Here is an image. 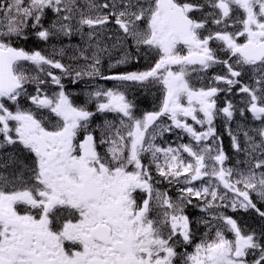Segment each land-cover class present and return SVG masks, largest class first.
Listing matches in <instances>:
<instances>
[{"label": "snow or ice", "instance_id": "6c2138e0", "mask_svg": "<svg viewBox=\"0 0 264 264\" xmlns=\"http://www.w3.org/2000/svg\"><path fill=\"white\" fill-rule=\"evenodd\" d=\"M229 208L264 221V0H0V264H264Z\"/></svg>", "mask_w": 264, "mask_h": 264}, {"label": "flooded vegetation", "instance_id": "af4514ba", "mask_svg": "<svg viewBox=\"0 0 264 264\" xmlns=\"http://www.w3.org/2000/svg\"><path fill=\"white\" fill-rule=\"evenodd\" d=\"M66 46L65 48L70 49L71 46L79 44L80 43V38L79 36L73 37V38H65L64 42H63ZM215 46V45H213ZM73 53L69 50L67 52V54L63 57V63L65 64H71L72 67L74 68H78L79 65H77L76 63H74L71 59ZM118 55L117 53H113V56ZM83 63V62H81ZM144 63V60H141V65ZM105 67H107V64H105ZM214 72H220L221 69L220 68H216L213 70ZM213 72H209L208 75H212ZM193 79L195 80V77H193ZM85 80H87V77H85ZM64 83L67 86V90L71 91L73 93H80L81 89H83L84 87H86V85L84 83H81L80 85H73L70 83L69 80H65ZM92 83H97V81H93ZM98 83L100 85L103 86H107V87H111L112 84L109 82L107 85H104V81H98ZM199 86V85H197ZM159 91L157 89H152L150 91H140L139 89L134 90L132 92L129 93V99L134 100V102L137 105V115L141 114L144 111H152L155 110L154 109V105L157 104L159 102ZM223 97V96H222ZM82 98V97H81ZM104 119H117V117L115 116V114H108L107 116H105L104 114H98L95 117V123L99 124L102 123ZM97 135H99V133H97ZM190 140L189 136L187 134H185V136H183L180 132V130H173V132L171 133H165L163 135V137H158L157 140L155 141L159 146L162 147H168L169 145H171L172 147H176L177 144L180 143H188V141ZM101 151H103V149H101ZM145 163H147V158L145 159ZM153 172H155V169L153 168ZM159 187L161 188V190L167 189L169 191V195L175 197L177 195L178 192V185H173V186H169L167 184V182H163L162 184L159 185ZM187 210V209H186ZM190 251V250H189Z\"/></svg>", "mask_w": 264, "mask_h": 264}, {"label": "rangeland", "instance_id": "374dc122", "mask_svg": "<svg viewBox=\"0 0 264 264\" xmlns=\"http://www.w3.org/2000/svg\"><path fill=\"white\" fill-rule=\"evenodd\" d=\"M237 119H239V118H237ZM235 156H236V154H235ZM236 158H237V159H243V156H240V157H237V156H236ZM226 166H229V167H230L231 164L228 162V163L226 164ZM197 213H198V218L201 217L202 215H204V213H202V212L199 211V210H198ZM237 217H238V216H237ZM237 217H236V219H237ZM242 222H243V224L245 225V228H247V229H249V230H251V229H253V228L259 230L260 225H261V224H264V221H261L257 215L255 216V215H253L252 213L249 214V215H247V216H244V217L238 219V223H242Z\"/></svg>", "mask_w": 264, "mask_h": 264}, {"label": "trees", "instance_id": "16d2710c", "mask_svg": "<svg viewBox=\"0 0 264 264\" xmlns=\"http://www.w3.org/2000/svg\"><path fill=\"white\" fill-rule=\"evenodd\" d=\"M27 41L26 42H24V41H21L20 42V44H19V46H22V47H27Z\"/></svg>", "mask_w": 264, "mask_h": 264}]
</instances>
